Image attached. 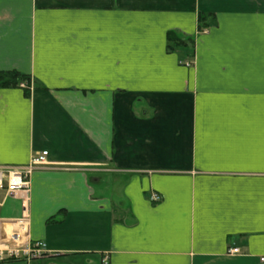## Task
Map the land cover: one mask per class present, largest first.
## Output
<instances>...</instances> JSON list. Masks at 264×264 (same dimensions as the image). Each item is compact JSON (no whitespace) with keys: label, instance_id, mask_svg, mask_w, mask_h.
I'll return each mask as SVG.
<instances>
[{"label":"crops","instance_id":"1","mask_svg":"<svg viewBox=\"0 0 264 264\" xmlns=\"http://www.w3.org/2000/svg\"><path fill=\"white\" fill-rule=\"evenodd\" d=\"M1 71L0 166H49L0 217L50 255L0 264H264V0H0Z\"/></svg>","mask_w":264,"mask_h":264},{"label":"built area","instance_id":"2","mask_svg":"<svg viewBox=\"0 0 264 264\" xmlns=\"http://www.w3.org/2000/svg\"><path fill=\"white\" fill-rule=\"evenodd\" d=\"M20 86L27 88V83H21ZM48 154V151L36 154L31 163L25 166H0V193L5 192L6 196L19 197L22 200L24 218L28 214L31 176L36 170L49 166ZM152 200L159 202L161 196L154 194ZM12 224L15 223L4 221L0 217V263L7 261L30 262L50 255L45 241L27 242L23 227H15ZM239 252L238 248L229 250V254ZM260 260L264 263V257H261ZM103 264H108V257L103 259Z\"/></svg>","mask_w":264,"mask_h":264},{"label":"trees","instance_id":"3","mask_svg":"<svg viewBox=\"0 0 264 264\" xmlns=\"http://www.w3.org/2000/svg\"><path fill=\"white\" fill-rule=\"evenodd\" d=\"M215 22L214 14L211 13H200L198 16V28L200 32H203L210 28ZM171 42L179 43L180 40L175 38L176 34L171 32L170 34ZM21 83H27V88L25 89L26 94L29 96L34 86L32 85V80L29 76L22 74L18 71H1L0 72V89L10 88V87H21ZM56 218H51L50 222H56Z\"/></svg>","mask_w":264,"mask_h":264},{"label":"rangeland","instance_id":"4","mask_svg":"<svg viewBox=\"0 0 264 264\" xmlns=\"http://www.w3.org/2000/svg\"><path fill=\"white\" fill-rule=\"evenodd\" d=\"M33 85V84H32Z\"/></svg>","mask_w":264,"mask_h":264}]
</instances>
